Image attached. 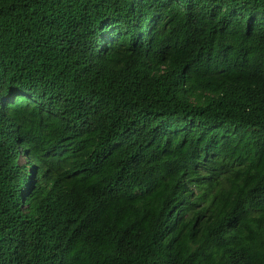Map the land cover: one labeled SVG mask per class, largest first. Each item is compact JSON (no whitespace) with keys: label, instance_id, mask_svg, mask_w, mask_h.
I'll return each instance as SVG.
<instances>
[{"label":"trees","instance_id":"trees-1","mask_svg":"<svg viewBox=\"0 0 264 264\" xmlns=\"http://www.w3.org/2000/svg\"><path fill=\"white\" fill-rule=\"evenodd\" d=\"M0 264H264V0H0Z\"/></svg>","mask_w":264,"mask_h":264}]
</instances>
